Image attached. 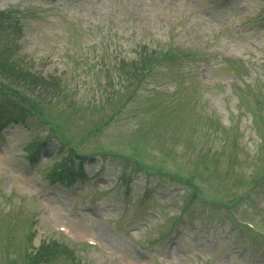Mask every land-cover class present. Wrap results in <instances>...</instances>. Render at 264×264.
I'll list each match as a JSON object with an SVG mask.
<instances>
[{
	"label": "rangeland",
	"instance_id": "rangeland-1",
	"mask_svg": "<svg viewBox=\"0 0 264 264\" xmlns=\"http://www.w3.org/2000/svg\"><path fill=\"white\" fill-rule=\"evenodd\" d=\"M247 221L264 0H0V264H264Z\"/></svg>",
	"mask_w": 264,
	"mask_h": 264
},
{
	"label": "trees",
	"instance_id": "trees-1",
	"mask_svg": "<svg viewBox=\"0 0 264 264\" xmlns=\"http://www.w3.org/2000/svg\"><path fill=\"white\" fill-rule=\"evenodd\" d=\"M11 104H13V103H11ZM14 121H17V122H19V121H23V117L20 115H16V116H14Z\"/></svg>",
	"mask_w": 264,
	"mask_h": 264
}]
</instances>
